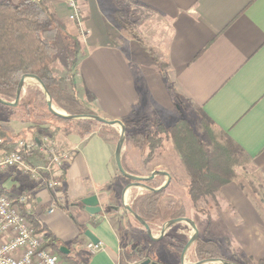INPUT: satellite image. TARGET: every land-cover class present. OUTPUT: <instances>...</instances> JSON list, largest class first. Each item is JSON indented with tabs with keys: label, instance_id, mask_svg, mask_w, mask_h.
Returning a JSON list of instances; mask_svg holds the SVG:
<instances>
[{
	"label": "crops",
	"instance_id": "1",
	"mask_svg": "<svg viewBox=\"0 0 264 264\" xmlns=\"http://www.w3.org/2000/svg\"><path fill=\"white\" fill-rule=\"evenodd\" d=\"M43 1L65 34H77L63 0ZM110 1L80 0L88 35L81 41L74 83L82 100L99 116L120 120L127 129L143 109L151 105L158 109V105L168 115L179 110L174 109L176 101L183 100L248 156L260 186L264 185V0H130L155 12L167 29L159 44L166 58L164 72L140 43L123 42L110 31L100 5ZM7 121L14 134L26 128L16 118ZM55 139L60 148L76 150L66 176L62 207L67 212L60 211V205L54 207L51 191L21 168L0 174V191L16 197L23 194L32 201V214L43 223L53 239L52 249L66 264H132L127 259L128 245L134 244L135 250L139 246L128 232L132 223L124 202L143 189L125 191L129 184L118 177L113 140L99 132L85 139L77 133H59ZM123 156L131 170L139 156L136 149L124 146ZM147 156L142 161L149 174L139 176L161 170L175 181L176 173L183 175L179 164L157 160V153L152 161H145ZM42 159L32 156L26 164L36 168ZM92 196L98 198L102 210L96 215L81 205ZM211 206L204 201V205L186 208V217L196 225L199 237L216 241L227 257L264 260L262 198L232 182ZM87 230L100 241L96 253L88 248Z\"/></svg>",
	"mask_w": 264,
	"mask_h": 264
},
{
	"label": "trees",
	"instance_id": "2",
	"mask_svg": "<svg viewBox=\"0 0 264 264\" xmlns=\"http://www.w3.org/2000/svg\"><path fill=\"white\" fill-rule=\"evenodd\" d=\"M59 36L58 20L44 1L20 0L18 3H13L10 0L7 2L0 0V98L9 103L15 102L23 76L35 75L44 83L52 101L69 115H95L91 111L82 112L81 110L80 112L62 106V101L69 99V94L60 87L51 71V66L57 60ZM71 62L70 67L75 68L78 58L77 60L74 58ZM72 85L75 90V83L72 82ZM45 99L46 95L42 90L28 88L26 95H22L17 107L0 104V109L26 125V130L31 134V137L24 140L34 142L36 145L44 137L55 138L59 133L64 136L77 133L85 139L98 132L102 127L111 131L117 140L119 139L120 135L116 129L96 121H73L56 117L49 111ZM11 118L12 116L10 118L2 117V120L7 121ZM46 125H49V128H46ZM200 128V133L210 137L213 141L211 146L202 139L200 133L195 131L186 118H179L168 126L158 125L154 133L140 132L132 135L127 130L125 146H132L141 152L147 149L149 151L148 160H150L154 151L163 147L164 141H171L175 152L180 157L181 167L189 178L187 194L193 202H197L200 199L214 196L223 187L234 182V166L238 159L243 157L250 161L248 156L226 136L225 144L216 142L210 123L203 117L200 118ZM1 139L3 140L2 149L11 151L15 144L10 140ZM32 156L41 157L37 152L24 153L25 160ZM122 162L128 173L135 176L141 175L125 166L124 156ZM69 166L62 167L59 172V181L62 184L60 190L65 195ZM118 177L126 184L131 183L119 171ZM164 180L163 177H156L144 184L150 188L158 189ZM165 193V189L156 193L146 191L137 196L130 205L132 211L139 215L152 231L161 230L167 222L187 216L184 206L179 202L165 200ZM6 194L13 198L16 197L10 193ZM51 194L54 197L53 191ZM22 211L28 220L36 226L38 232H41L43 229L32 212L28 213L26 207H23ZM176 227L174 226L161 242L170 239V247L182 254L189 239L173 234L172 231ZM191 250L196 263L207 260H224L233 264H243L235 258L225 256L218 243L213 240L199 237ZM259 263L263 264L264 260Z\"/></svg>",
	"mask_w": 264,
	"mask_h": 264
},
{
	"label": "rangeland",
	"instance_id": "3",
	"mask_svg": "<svg viewBox=\"0 0 264 264\" xmlns=\"http://www.w3.org/2000/svg\"><path fill=\"white\" fill-rule=\"evenodd\" d=\"M2 1L7 2V0H2ZM10 1H12L13 3H18L20 0H10ZM100 5L102 6L105 16L104 18L108 24L110 31L112 33L114 32L117 38L121 39V41L123 42L140 43L141 46L144 48V51L148 53V55L153 56L155 58L154 59L155 62L159 63L160 71L164 72L167 69L166 58L164 52L162 51V47L159 44L160 42L163 41V37L166 35L167 29L163 27L162 22L156 16V13L130 0H111L108 3L103 2ZM75 27L77 31V34L75 35L65 34L63 30L60 28L59 44L57 47L58 54L56 56L57 60L51 66V71L54 77L57 79L60 87L63 90H66L69 94V99H64L62 101L63 107L72 110L75 109L76 111H80V112L81 110L82 112L91 111L94 114H96V112L91 110L88 104L82 100L81 94L79 93L80 91L78 92L76 86L74 90L72 85V82H74V75L76 74V66L75 68H71L70 66L72 62L70 63V61H72L74 58L76 60L77 58H79L82 52L81 41L84 40L81 36L82 34H80L77 24H75ZM87 35L88 33L86 34V38ZM65 64L68 67H65ZM28 88L40 89L43 91L39 83L36 82L35 80H28L26 82L23 95H26V91ZM45 101H47V98L45 99ZM53 107L56 111L64 115H69L64 109H62L54 101H53ZM155 107H157L159 110L154 109V107L151 105V107L149 106L143 109L142 112L135 115V119L130 121V123L128 124L131 128L127 130L132 135H135L140 132H143L145 134L147 132L154 133L158 125L168 126L175 123L179 118H186L190 121L192 127L195 129L197 133L201 132V128H200L201 116L197 112H194L192 109H190L189 105L186 104L185 101L181 100L180 104L177 103L176 101V106L174 107V109L178 107L179 110L175 109L173 113L168 115H166V113L165 114L161 113L160 110L161 108L158 105L157 106L155 105ZM11 116L12 118H14L13 115L6 113L0 109V118L2 117L10 118ZM46 126H47L46 128H49V125ZM13 128L14 127L11 125L10 121H3L2 125L0 126V136L3 139L10 140L13 144H15L20 139H30L31 134L26 130V128L23 129V133H18V134L12 133L11 129ZM211 129L215 134V138H216L215 141L221 144H225L226 138L224 134L218 131L213 126H211ZM118 130L120 135V129L118 128ZM98 132L102 135H107L111 140H113L114 146H116L119 139L117 140L115 138V135H113L111 131H108V129L102 127V129H99ZM200 135L202 139L210 146L213 144V141H211L210 137L208 138L202 133H200ZM135 149L139 156L137 157L136 161H134L135 163H133L130 166V169L141 175L149 174V171L147 169V163L142 161L144 155L146 153L149 154V151L146 149L144 150V152H141L139 149L137 148ZM156 153H157V160L159 159L161 161H165L168 163L172 162V164H175L176 167L179 164L181 167L180 157L175 152L171 141H164L163 147L157 148L152 154V156ZM148 159L149 158L147 156L145 158V161H148ZM177 159H178V163L176 164ZM150 160L152 161L151 158ZM182 172L183 175H180V173L179 174L176 173L175 181L174 180L171 181L170 185L165 189L166 192L165 200L166 201L174 200L176 202H179L181 205L184 206L185 211L186 208L192 207L193 205H197V204L199 206L204 205V201L209 203L210 207H212L211 205L216 203V196L218 193L212 197H206L198 200L197 202H193L187 194V190L189 186V178L184 172V170ZM234 173H235L234 182H237L243 187L249 188L250 191L257 193L262 198V201H264V185L260 186L261 181L259 180L258 176H256L255 170L251 165L250 161H248L246 158L244 159L243 157L241 159H238L237 164L234 166ZM165 182L166 180L164 181V183ZM135 192L136 193L133 192V194H131L130 197L131 200L130 202L128 201L129 205L132 204L133 200L137 196L142 195L144 192H146V190H141V191L136 190ZM26 207L29 210H31L32 201L29 202ZM58 209L60 211L63 210L67 212L65 207L61 206ZM70 215H71L70 213H67V216L69 218ZM128 216H129L128 219H130V222L132 223V229H130L128 232L132 234L130 235L132 236L131 239L132 242L135 241V244H137L136 246H139L137 250H135L132 248L134 244L128 245L129 255L127 254V259L129 258L130 263L139 264L145 260H151V262L156 264H182L181 253H179L174 248L170 247L169 245L170 239L162 242L161 241L153 242L152 240L149 239L144 228L140 226V224L133 218V216H131L130 214ZM39 224L43 229L41 230V232L47 233V231L44 229L43 223L39 221ZM176 226L177 227L172 231L173 234L181 237H185L186 239H190L193 231L188 225L178 224ZM79 229L82 230L81 227ZM135 231L137 232V234H134ZM160 232L161 230L158 229L153 230V236L155 238L159 237ZM127 237L129 238L128 234ZM191 249L186 255L185 264L196 263L192 255ZM235 259L239 260L243 264H261L259 262H254V260L249 258H241V259L235 258Z\"/></svg>",
	"mask_w": 264,
	"mask_h": 264
},
{
	"label": "built area",
	"instance_id": "4",
	"mask_svg": "<svg viewBox=\"0 0 264 264\" xmlns=\"http://www.w3.org/2000/svg\"><path fill=\"white\" fill-rule=\"evenodd\" d=\"M63 1L70 9V21L77 24L85 40L88 32L80 0ZM2 146L3 140L0 138V174L21 168L39 186L53 191L54 207L63 205L65 194L60 190L62 184L59 181V172L62 167L71 165L76 150L60 148L56 139L51 136L44 137L38 145L20 139L11 151L3 150ZM31 152L41 155V166L31 168L26 164L24 153ZM28 203L29 198L26 195L21 194L13 198L0 191V264H66L52 249V237L48 233L38 232L36 226L23 214L22 208ZM31 212L28 209V213ZM53 212L54 208L51 210V213ZM88 248L92 253L99 250V246L93 243H90Z\"/></svg>",
	"mask_w": 264,
	"mask_h": 264
},
{
	"label": "water",
	"instance_id": "5",
	"mask_svg": "<svg viewBox=\"0 0 264 264\" xmlns=\"http://www.w3.org/2000/svg\"><path fill=\"white\" fill-rule=\"evenodd\" d=\"M28 80H35L36 82L39 83V85L43 89L44 94L46 95L48 109L56 117L61 118V119L73 120V121L74 120H92V121H96V122H98L104 126L113 127V128L116 127V128L120 129V137H119V140H118L116 147H115V162H116L117 169L122 174V176L124 178H126L127 180L131 181V183L127 186L125 191L129 190L131 188H141V189L146 190L148 192L156 193V192H159L161 190L166 189L169 186L170 181H171V176L166 171L156 170L148 177H140V176L132 175L125 170V168L123 166V162H122V156H123V150H124V146H125V142H126L127 128L122 121H120V120H109V119L103 118V117L96 115V114L95 115H75V116H72V115H64V114L56 111L53 107L52 98H51L49 92L46 90L44 83L42 82V80L39 77H37L35 75L23 76V78L21 79L20 84H19V88H18V91L16 94L15 102L9 103V102H6L0 98V104L12 106V107H17L19 105V102H20L21 97L23 95V92L25 90L26 82ZM156 177L166 178V182L160 188L154 189V188H150L144 184L145 182L154 180ZM81 205L83 206V208L88 213H90L92 215H96L102 211L101 207L99 206L98 198L96 196H92V197L83 199L81 201ZM124 208L144 228L148 237L153 242L161 241L164 238V236L168 233V231L170 229H172L174 226H176L180 223L189 224V226L193 230V234L190 237L189 242L187 243V245L185 246V248L181 254V262H182V264H185L187 253L189 252V250L193 247V245L197 242V240L199 238V231H198L196 225L190 219L185 217V218H179V219H175V220H171V221L167 222L166 224L163 225L161 232H160V236L158 238H155L153 236V232L150 229L149 225L139 215L135 214L132 211L131 206L128 203L124 202ZM85 235H86V237H88V239L91 241V243H93L94 245H99L100 241L98 240V238H96V236L90 230H87ZM139 264H156V263L151 262V260H145ZM195 264H233V263L228 262V261H224V260H207V261L197 262Z\"/></svg>",
	"mask_w": 264,
	"mask_h": 264
}]
</instances>
